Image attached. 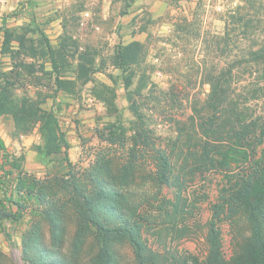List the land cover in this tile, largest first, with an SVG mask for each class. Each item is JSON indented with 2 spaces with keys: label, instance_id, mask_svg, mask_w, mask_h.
<instances>
[{
  "label": "trees",
  "instance_id": "trees-1",
  "mask_svg": "<svg viewBox=\"0 0 264 264\" xmlns=\"http://www.w3.org/2000/svg\"><path fill=\"white\" fill-rule=\"evenodd\" d=\"M1 54L17 59L42 55L55 71L56 91L72 94L75 81L63 78L56 51L46 35L38 48L26 33L7 26L3 18ZM65 48V45H62ZM142 44H119L114 63L122 72L134 121L127 127L117 106V94L102 84L99 99L113 121L98 131L106 147L85 168L77 167L68 156L70 145L53 109L44 107L47 97H16L0 63V117H11L18 135L38 129L41 158L65 155L67 170L44 179L29 174L23 167L25 156L8 151L0 136V230L8 244L18 249L25 264H124V249L129 248L134 264H264V115L251 116L232 96V78L240 64H231L206 80L210 90L201 110L195 108L191 125L177 127V138L165 147L156 131L149 127L131 87ZM264 50L254 52V62H264ZM29 73L46 72L21 62ZM95 60L81 56L76 80L92 81ZM54 73V72H53ZM118 148L117 157L110 149ZM174 157L176 158L174 160ZM179 165L177 166V164ZM220 173L225 185L219 190L207 221L205 259L172 249L168 241L193 235L189 222L193 204L184 195L188 177ZM151 186L154 193L140 192ZM164 188H172L167 198ZM29 216L27 229L18 245L9 225H19ZM235 231L234 253H223L221 225ZM72 232V234H71ZM154 239L160 248L150 244ZM0 264L5 255L0 250Z\"/></svg>",
  "mask_w": 264,
  "mask_h": 264
},
{
  "label": "rangeland",
  "instance_id": "rangeland-1",
  "mask_svg": "<svg viewBox=\"0 0 264 264\" xmlns=\"http://www.w3.org/2000/svg\"><path fill=\"white\" fill-rule=\"evenodd\" d=\"M5 17L8 27L26 33L38 48L45 45L43 32L56 51L62 50L63 59H58V65L63 78L76 82L72 94L56 91L55 71L47 57L2 56L0 33V63L14 95L33 99L50 95L44 107L57 114L70 145L69 159L77 167H87L106 147L98 131L114 119L107 116L99 99L102 84L115 89L125 125L130 127L135 119L122 72L114 63L115 50L121 43L142 44L131 90L149 127L165 147L170 148L168 143L177 138L178 126L192 124L195 108L202 109L210 90L205 81L231 64H240L232 78V96L247 114L264 115V62H254V52L264 50V0H0V32ZM84 54L94 58L96 67L92 81L86 84L76 80ZM21 62L37 70L45 64L47 73H29ZM0 136L10 153L25 156L23 167L29 174L44 179L67 170L63 154L40 157L37 146L42 140L37 128L28 135H18L14 120L0 117ZM263 150L264 145L259 154ZM109 152L117 157L124 155L118 148ZM224 185L220 173L187 178L184 195L193 204L194 217L189 223L194 233L178 241L169 240L170 248L205 259V225ZM139 188L141 193H154L151 186ZM2 193L0 184V197ZM163 194L174 197L172 188H164ZM28 220L29 216L19 225L8 226L18 245ZM221 229L223 253L230 259L236 231L226 222ZM149 242L161 249L154 239ZM0 250L5 264H25L1 230ZM124 253V264H134L129 248Z\"/></svg>",
  "mask_w": 264,
  "mask_h": 264
}]
</instances>
